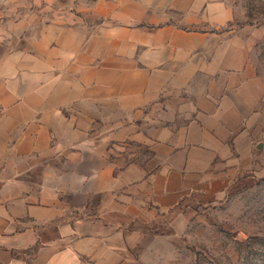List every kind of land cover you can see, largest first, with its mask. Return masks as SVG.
<instances>
[{
  "label": "crops",
  "instance_id": "obj_1",
  "mask_svg": "<svg viewBox=\"0 0 264 264\" xmlns=\"http://www.w3.org/2000/svg\"><path fill=\"white\" fill-rule=\"evenodd\" d=\"M62 1L0 42V264H126L143 206L216 194L252 156L257 39L230 26L231 0ZM106 141L151 158L74 182L40 167Z\"/></svg>",
  "mask_w": 264,
  "mask_h": 264
},
{
  "label": "rangeland",
  "instance_id": "obj_2",
  "mask_svg": "<svg viewBox=\"0 0 264 264\" xmlns=\"http://www.w3.org/2000/svg\"><path fill=\"white\" fill-rule=\"evenodd\" d=\"M62 0H0V42L29 35L31 23L49 14ZM232 28H245L257 39L251 51L256 74L264 85V0H231ZM4 40V41H5ZM21 45L14 41L13 47ZM177 101H173L175 104ZM252 156L222 178V190L213 195L192 192L170 210L143 206L126 228L133 233L126 264H262L264 260V97L255 118ZM94 144V143H93ZM118 144V143H115ZM103 155L79 161L55 155L40 163L54 165L70 182L93 167L112 161L119 166L143 164L151 158L148 146L125 141L116 147L106 141ZM77 147V146H75ZM65 148V147H64ZM71 149V148H69Z\"/></svg>",
  "mask_w": 264,
  "mask_h": 264
},
{
  "label": "trees",
  "instance_id": "obj_3",
  "mask_svg": "<svg viewBox=\"0 0 264 264\" xmlns=\"http://www.w3.org/2000/svg\"><path fill=\"white\" fill-rule=\"evenodd\" d=\"M262 264H264V260H263Z\"/></svg>",
  "mask_w": 264,
  "mask_h": 264
}]
</instances>
